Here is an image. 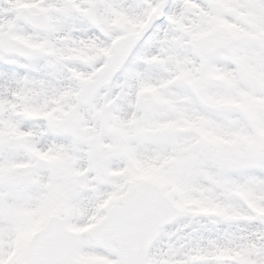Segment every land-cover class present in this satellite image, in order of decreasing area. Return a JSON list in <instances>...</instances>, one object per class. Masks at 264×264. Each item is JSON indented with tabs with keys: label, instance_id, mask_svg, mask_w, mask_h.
<instances>
[{
	"label": "snow or ice",
	"instance_id": "snow-or-ice-1",
	"mask_svg": "<svg viewBox=\"0 0 264 264\" xmlns=\"http://www.w3.org/2000/svg\"><path fill=\"white\" fill-rule=\"evenodd\" d=\"M0 264H264V0H0Z\"/></svg>",
	"mask_w": 264,
	"mask_h": 264
}]
</instances>
